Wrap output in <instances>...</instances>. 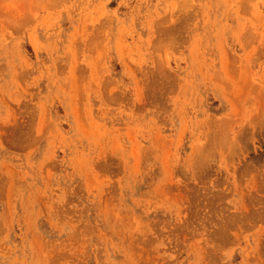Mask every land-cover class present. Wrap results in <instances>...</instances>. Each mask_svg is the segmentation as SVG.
<instances>
[{
  "label": "rangeland",
  "instance_id": "obj_1",
  "mask_svg": "<svg viewBox=\"0 0 264 264\" xmlns=\"http://www.w3.org/2000/svg\"><path fill=\"white\" fill-rule=\"evenodd\" d=\"M0 264H264V0H0Z\"/></svg>",
  "mask_w": 264,
  "mask_h": 264
}]
</instances>
